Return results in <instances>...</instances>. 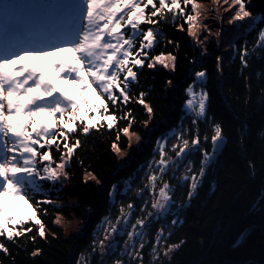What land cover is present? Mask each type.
<instances>
[{"label": "trees", "instance_id": "obj_1", "mask_svg": "<svg viewBox=\"0 0 264 264\" xmlns=\"http://www.w3.org/2000/svg\"><path fill=\"white\" fill-rule=\"evenodd\" d=\"M21 1L24 0H0V33L13 13L22 27L53 23L60 11V3L68 0L43 1V10L36 15L17 7L24 3ZM32 3L36 8L38 2ZM200 3L203 15L198 37L203 43L189 35L188 25L182 19L171 21L169 17L168 23L156 25L164 36L158 37L160 43L154 50H149V56L171 52L177 57L175 70L159 64L150 69L146 66L150 61L146 60L145 66L138 71V82L132 86L133 101L121 105L120 111L110 105L109 112L116 111L117 115L131 110L135 121L128 136L121 132L117 139L118 129L128 126V120L117 121V127L111 130L105 122L99 131L92 130L87 136L75 134L82 141V146L76 150L67 169L70 178L55 186L46 183V195L35 198L54 202L40 204L37 210L38 217L45 224L46 239L39 238L38 226L34 222L24 226L32 227V232L15 242L0 237L9 249L7 255L0 252V264H77L81 253L91 256L90 264H99L98 252H92L98 225L106 216L115 223L120 205L126 207L130 202L135 207L125 234L137 218L147 216L151 211V194L146 190L141 198L135 195V190L147 182L149 163L159 159L155 151L157 138L173 129L179 131L181 127L187 130L185 138L189 141L199 135L201 151L189 156L175 174L171 170L164 174L163 180L175 186V203L169 213L147 223L141 263L152 264L151 249L157 231L163 228L165 236L171 232L165 247L185 241L171 254L170 260L163 256L161 249L160 259L164 264H264V49L256 47L258 32L264 24L252 30L248 27L247 18L229 23L234 10L225 11L228 5L223 4V0L219 5L213 0H200ZM247 7L254 16L264 14V0H250ZM187 11L191 12L190 6ZM181 24L183 31L179 27ZM149 26L141 27L146 30ZM168 40L174 43L169 44ZM245 48L248 50L247 67L240 60V52ZM54 55L48 59L39 57L36 61L43 59L41 65H49L57 60ZM217 57L221 58L219 67ZM198 71L207 73L206 90L210 99L207 119L193 124V115L184 109L185 89L195 80ZM199 89L198 85L196 91ZM141 92L145 93L146 104L153 109L151 118L144 105L134 102ZM36 118L44 119L45 114L39 113ZM216 123L222 125L224 147L207 168L190 206L179 208L181 204H188L190 181L178 186V178L189 160L194 164L193 171L198 172L202 152H212L211 137ZM73 142L70 140L69 144ZM113 143L118 145L119 151L113 149ZM174 143V138L169 139L166 148L173 158L175 152L171 149ZM52 154L59 161L60 152L55 147ZM153 170L158 172L155 164ZM86 173H92L96 179L89 178L86 182ZM129 177L134 178L132 190L125 194L123 182ZM113 185H118L114 201L109 197ZM145 200L148 201L147 210L141 211L145 208ZM58 217L63 222H68L67 218L77 221L81 226L80 232L67 233L54 223ZM173 219L179 221L175 226L172 225ZM241 234L246 238L237 243ZM30 236H37L36 241L32 242ZM139 243L137 240V246ZM36 249H40L42 254L33 257L31 253ZM117 253L118 250L110 256L109 263L123 259L125 264H132L127 256L119 257Z\"/></svg>", "mask_w": 264, "mask_h": 264}, {"label": "snow or ice", "instance_id": "obj_2", "mask_svg": "<svg viewBox=\"0 0 264 264\" xmlns=\"http://www.w3.org/2000/svg\"><path fill=\"white\" fill-rule=\"evenodd\" d=\"M249 2L223 0V4L228 5L225 11L234 10L229 23L247 18L248 27L252 30L264 24V14L254 16L248 10ZM213 3L219 5L220 0H213ZM189 6L191 12L187 11ZM201 7L200 0H68L61 6L53 23L39 27H22L16 14L9 15L6 38L0 44V237L15 242L17 238L32 232V227L24 226L34 222L38 226L39 238L46 239L45 224L38 217L37 210L40 204L54 202L51 199L35 198L46 195V183L55 186L70 178L67 169L76 150L82 146V141L75 134L87 136L92 130L99 131L105 122L111 130L117 127V121L128 120V126L118 129L117 139L121 132L128 136L135 121L131 110L117 115L116 111L109 112L110 105L120 111L121 105L133 101L132 86L138 82V71L145 66L146 60L150 61L146 65L150 69L159 64L175 70L177 57L171 52L149 56V50H154L160 43L158 37L164 36L156 27L160 22L168 23L169 17L171 21L182 19L188 25L189 35L198 43H203L198 37L200 18L203 15ZM145 24L150 25L146 30L141 27ZM179 27L183 31V24ZM167 43L174 42L168 40ZM256 47L264 49V28L258 32ZM60 52L71 55L49 64L51 75L43 68L22 63L24 57L48 59L53 53ZM247 56L248 50L245 48L240 52L244 67L248 66ZM220 59L217 57L218 67ZM134 68L137 70L134 71ZM206 82V71H198L195 80L185 89L187 99L184 109L187 114L193 115V124L207 119L210 97ZM168 84L171 85V81ZM198 85L200 89L196 91ZM144 97L145 93L141 92L134 102L144 105L151 118L153 109L146 104ZM39 113H44L45 118L37 119ZM144 127H148L147 123ZM213 130L212 152H202L198 172L193 171L194 164L189 160L184 165V173L178 178V186L190 181L188 204H181L179 208L190 206L207 168L225 143L222 125L214 124ZM186 132L181 127L179 131L173 129L167 135L157 138L155 151L159 159L149 163L147 182L135 190L137 197L142 198L146 190L151 194V207L157 218L169 213L175 203V186L163 180L164 174L169 170L175 174L189 156L201 151L199 135L189 141L185 138ZM173 138L176 143L171 150L175 152V158L166 150L168 140ZM70 140L74 142L69 144ZM53 147L60 152L59 161L52 154ZM112 147L119 151L116 143ZM153 164L157 166L158 172L153 170ZM89 178L96 179L92 173H86L85 181ZM173 178H176L175 175ZM133 179L129 177L123 182L126 186L125 194L132 190ZM117 191L118 185H113L109 192L111 200H115ZM12 201H23L25 207L14 208ZM144 203L145 208L141 211L147 210L148 201ZM134 207L131 202L126 207L121 204L115 223L106 216L98 225V230L104 233V239L93 241L92 252L95 253L99 248L101 264H106V254L116 250L112 240L114 234L119 233L117 225L123 222L127 227L130 224L129 217ZM29 210L31 215H26ZM44 211L47 214V210ZM153 215V212H148L146 217L137 218L135 224H131L132 230L127 232L128 239L124 241L121 256H127L129 261H143L141 250L145 247L147 221ZM178 222L173 219L172 225ZM54 223H60L59 217ZM170 235L171 232L168 233ZM168 236H165L163 228L157 231L151 249L152 264L158 261L164 264L160 259L161 249L163 256L170 260L171 254L185 242L181 240L165 247ZM29 238L35 242L37 236ZM137 238L140 241L138 246L135 243ZM245 238L246 235L241 234L237 243ZM0 252L9 254L8 247L2 241ZM40 254V249L31 253L33 257ZM77 264H89V256L81 253ZM113 264H125V261L116 259Z\"/></svg>", "mask_w": 264, "mask_h": 264}, {"label": "rangeland", "instance_id": "obj_3", "mask_svg": "<svg viewBox=\"0 0 264 264\" xmlns=\"http://www.w3.org/2000/svg\"><path fill=\"white\" fill-rule=\"evenodd\" d=\"M32 1L38 2L37 5H36V8L32 6L33 5ZM43 1H46V0H24V1H21V2H24V3L18 4L17 7H20L21 9H23L28 14L36 15L38 11H40V10L42 11L43 10V4H42ZM67 2L68 1H62L60 3V5L62 6L63 4H65ZM60 10H61V7H60ZM6 31H7V27H5V29H3V31L0 33V40H1L2 43L4 42V40L6 38ZM53 54H55L54 58H56L57 60L65 59L66 57L71 55V53H68V52H60V53H53ZM36 59L37 58L34 59L32 57H24L23 60H22V63H27V64H29L31 66H35V67H38V68H43L45 71L51 72V70L49 69V65L48 64L46 65V63H45L43 66L41 65L43 63V59L39 60L38 62L36 61ZM7 199L8 198L6 197L5 200H7ZM12 207L21 208V207H25V205H24L23 201H12ZM150 212H153L154 215L151 216V217H148L147 223L158 219L157 216L155 215V210L152 209V207H151V211ZM25 214L26 215H31V210H29ZM66 221H68V222H63L62 220H60V223L56 224V225L59 226V227H62L67 233L74 234V233L80 232L81 226H80V224L77 221H72L71 219H68V218L66 219ZM117 228L119 229V233L118 234H114V237H113V240H112V244H113V248L118 250V252H119V253H117L118 256L122 257L121 256V252H123V250H124V241L127 240L128 237H127V233L125 234V228L126 227L124 226L123 222L118 224ZM131 230L132 229L130 227L129 230L126 231V232H129ZM138 230H139V228H138ZM120 233H122V234H120ZM122 237H124L122 240L118 239V238L121 239ZM96 239L97 240L104 239V233L102 231H99L98 229H97V232H96ZM137 240H139V239L137 238L135 240V243H136ZM105 243L107 244V243H109V241H105ZM120 243H121V245H120ZM119 246H120V248H119ZM96 252H98V254H99V264H101V256H100L99 248H97ZM114 252H110V253L105 255L104 260L106 261V264H113L114 260L110 261V263H109V258ZM86 255H89V254H86ZM89 257H91V256H89ZM131 263L132 264H142L141 261H138V260L132 261Z\"/></svg>", "mask_w": 264, "mask_h": 264}, {"label": "water", "instance_id": "obj_4", "mask_svg": "<svg viewBox=\"0 0 264 264\" xmlns=\"http://www.w3.org/2000/svg\"><path fill=\"white\" fill-rule=\"evenodd\" d=\"M224 144H225V143H224ZM223 147H224V145H223ZM223 147H222V149H223ZM222 149L216 154L215 157H217V156L220 154V152L222 151Z\"/></svg>", "mask_w": 264, "mask_h": 264}]
</instances>
